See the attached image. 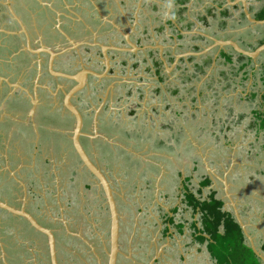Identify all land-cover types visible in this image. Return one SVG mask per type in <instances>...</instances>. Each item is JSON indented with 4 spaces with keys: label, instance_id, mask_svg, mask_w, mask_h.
<instances>
[{
    "label": "flooded vegetation",
    "instance_id": "flooded-vegetation-1",
    "mask_svg": "<svg viewBox=\"0 0 264 264\" xmlns=\"http://www.w3.org/2000/svg\"><path fill=\"white\" fill-rule=\"evenodd\" d=\"M108 1L116 2L115 0H106V2ZM198 1L167 0L166 3L164 0H154L153 9L157 14L153 17L148 16L147 20L153 25L159 24L156 28L143 26V29L137 25V29L133 30L134 14L126 12L128 10L127 1L119 0L120 5H107L111 7H107L108 13L111 14L110 17L103 16L101 9L98 10L100 23L106 25L105 30L110 29V32L101 34L104 32L102 29L104 26L101 29L96 28L97 32L93 30V11H89V9L88 12L82 11L85 13L80 16L77 11L64 8V5H68L69 1L58 0L61 6L54 9L51 3L54 4L55 0H0V8H3L0 9V18L2 19L0 22V201L14 207L19 212L29 213L37 222L34 223L22 214L0 206V228L7 232L6 236L0 237V264H168L167 259L172 256L168 252L170 250L175 255L172 257L184 261L188 258L186 253L189 249H186L187 247H192L190 249L192 256L196 255L194 253L196 250L199 253L200 207L194 208L189 205L186 195L191 192L200 200V183L205 175L215 177V181L212 180L213 184L219 185L220 181L224 187L225 184L221 179L227 178L234 185V173L229 179L228 162L225 165L219 164L214 167V175L210 174L208 168L202 163V167L195 166L193 171L198 172L199 169L203 171L196 174L199 181L197 184H191L193 187H189L188 184V176L191 180L193 175L187 174L184 177L183 172L178 170L181 177L180 179L178 176L180 179L178 189L183 191L181 201L172 207V214L165 215L164 227L160 233L152 232L149 227L145 228V232L150 237L148 243H146L147 236L143 241L140 239V225L135 226L137 221H131L129 214L121 211L120 205L123 196L114 185V180L118 182L116 177H113V172L108 170L117 164L114 159L111 160L114 158L112 154L116 153L118 157L119 154L127 155L129 153L131 165L141 163L144 173L148 170L159 172L162 169L158 162L142 161L144 159L134 156L132 149L128 148L129 143L122 140L123 132L130 130L126 126L121 109L118 108L120 111H117V103L121 98L124 100L128 96L140 94L134 92L148 90L151 79L146 75L154 74V66L157 68L158 75L156 82L160 84L157 89H160L161 92L163 87L161 84H164L166 89H171L168 86L170 82H174L167 81L166 78L164 80L163 76L167 75L169 78V75H176L177 78H180V72H186L184 65L187 57H196L195 61L200 62L202 57L212 55V63L207 69L208 73L209 69L213 67L215 54L219 53L216 65L219 60H223V51L233 56L236 55L237 59L239 55H243L231 46L223 48L218 46L208 53L200 55V51L204 47L213 43L204 36V39L200 40H206L204 41L205 45L188 49V52L199 53L197 55L178 58V55L185 54L186 51L178 53L174 52L172 48L166 54L164 49L161 51L158 46L162 43H156L158 35L155 29H158L162 22L168 20L167 23L170 22L172 26H176V41L179 45L182 41L185 44L188 40L196 42L198 40L193 39L199 34L186 35L184 33L188 31L185 21L191 15L198 14L197 18L200 19V23H203L201 20L207 16L210 21V25L207 27H211L212 29H210L213 31V27L219 21L218 17L209 14V10L212 6L217 10L215 5L218 2L220 11L217 13L215 10L214 13L221 18V12L227 10L230 15L224 18L226 27L221 29L222 26L219 22L217 30L227 31L228 24L237 18L236 10L240 8V21L245 19L247 25L252 28L256 27L259 30L256 35L260 36V39L257 37L255 46L242 44V47L256 49L264 43V24H253L249 21L242 3L233 6L229 4L228 0H222V2L216 0L214 3L209 1L205 7L203 5L201 10L196 12V6L200 4ZM88 2V6L92 9L93 2L91 0ZM157 2L167 4L166 8H163L174 17L170 16L169 18L166 13L165 19H162L163 12H158L160 5ZM200 2L203 4V0ZM247 2L252 16L259 19L258 12L263 6L255 9L251 6V0H247ZM9 6H12L25 23L27 33L12 15ZM235 6L238 7L235 8ZM192 7L194 8L192 9ZM190 10L195 11L190 13ZM41 20L44 22L46 30L43 33L38 31ZM159 33L161 32L159 31ZM125 34H128L131 41L139 48L135 50L128 43ZM262 40L263 42H261ZM104 46H107L106 54ZM114 46L116 49L113 48ZM151 51L158 53L156 60L152 61V65L149 62L151 61L150 56L147 57ZM145 53L147 54L144 57ZM263 55L264 52L257 60L252 59V63L257 61L261 64L260 71L264 79ZM157 62L162 63L160 68ZM225 64L230 65V63ZM139 66L141 67L139 68ZM168 66L172 69L171 71ZM167 69L168 71H166ZM182 78L184 81L185 78ZM176 88H179L180 91L183 89L180 85H176ZM157 89L155 90L158 91ZM213 91L215 93L214 89ZM219 92H221L220 89ZM261 92L262 94H260ZM261 92H256L255 95L251 93L248 102L255 101L259 105L256 104L255 107L252 105V108L264 112L261 108V106L264 107V91ZM145 93L146 91L140 94L141 98ZM258 97H260V102H258ZM5 103L6 106L3 108ZM202 108L200 107V110ZM133 110L136 111L135 118L140 117L141 111L138 108ZM152 110L156 112L158 108ZM106 111H108L107 115L104 114ZM254 111L246 115L247 111L236 114L230 109L229 116L232 120L230 117L224 120L222 118V128L229 130L230 122L233 125L241 114L246 113L240 126H247L248 131L255 119L258 125L260 122ZM77 112L82 115L83 120L81 130L83 134L79 137L80 142L94 165L107 175V179H110L115 190L114 197L119 214L118 248L115 258L112 254L113 220L106 191L99 184L94 173L83 164L81 155L74 145ZM226 115L228 113H224L223 116ZM152 119L154 118L152 117ZM153 127L154 124H152ZM174 129L176 132L179 131ZM150 133H152V137L155 134L156 137L162 138L160 132L149 130L147 136ZM249 134L251 133L249 132ZM133 138L138 139L139 137L134 136ZM260 142L264 148V137H260L258 134L250 146L254 147ZM46 145L54 146V151L58 150L59 154L47 149ZM187 146H192L189 149H196L191 143H187ZM61 150H63L62 154H60ZM198 155H196V163L200 161ZM216 155L218 158L220 157L219 154L216 153ZM59 159L62 160V163ZM214 162L215 160L212 161V163ZM213 184L208 187H212ZM212 188L217 190L216 197L225 202V199L218 196L220 189ZM87 190H90V197L93 195L95 202L88 199ZM207 194L204 193V197ZM247 198L251 200L240 203L242 208L239 212L251 232L249 217L255 214L256 209L264 215V211L262 212L264 205L261 204L264 202H257L251 197ZM74 199L79 200L76 205L78 210L76 209L77 211L72 213L69 206H75ZM156 203L158 202L154 196L150 205L146 209L142 207V210H146V213L149 211L151 214ZM181 203L185 210L181 216H176L177 212L183 208L180 206ZM225 207L226 203L223 208L227 210ZM242 209L248 211L250 215L248 217L242 215ZM229 211L240 224L235 210L230 208ZM186 212L191 214L190 217L183 216ZM99 213L102 216H97ZM255 217L257 218L259 215ZM180 225H183L182 228ZM186 226L189 228H187L189 233L187 235ZM241 228L244 232L242 226ZM183 236L186 237L187 244L184 248H179L181 244L178 240ZM159 237L165 240L163 249L161 247L162 240L160 241ZM260 238L259 241L256 239L254 241L258 249L264 253V234ZM246 244L249 246L251 244L247 237ZM213 259L215 264H220L216 258ZM258 259L260 258L258 257ZM260 261L264 264L261 259Z\"/></svg>",
    "mask_w": 264,
    "mask_h": 264
},
{
    "label": "rangeland",
    "instance_id": "rangeland-1",
    "mask_svg": "<svg viewBox=\"0 0 264 264\" xmlns=\"http://www.w3.org/2000/svg\"><path fill=\"white\" fill-rule=\"evenodd\" d=\"M65 1H69V3L68 5H64V8L71 9L74 12L77 11L80 16H82V13H85L82 11L88 12V9L89 11L92 10L93 30L95 31L96 28L101 29V27L104 26V24H101L99 21L100 13L98 10L101 9L103 16L108 15L110 17L111 14L107 11V7L110 6L107 5L111 4L112 6H114L119 0H115L116 2L112 3L111 1L106 2V0H91L93 2L92 9L88 6L89 0ZM164 1L167 3V0ZM209 1L214 3V1L216 0H203V4L200 2L199 6H196V12L200 11L203 5L205 7L209 3ZM251 1V6L255 9L260 8L264 5V0ZM152 3L153 2H149L143 5L147 10L146 12L144 11V14H142L144 18L142 19L141 24L146 22L148 16L153 17L157 14L155 9H153ZM51 4L53 5L54 9L61 6L58 0H55V3ZM86 4L87 6H85ZM0 9L2 10L3 8L1 7ZM236 11L237 18L236 20H231L230 23L232 27L231 29L228 28V30H231V33L234 34H241L245 40H252L254 42V39L260 37L259 35H256L257 31L259 30H257L256 27L252 28L251 26L247 25L245 19L240 21L241 10L239 8ZM158 12H163L164 14L162 16V19H165L166 10L159 6ZM1 21L2 19L0 18V22ZM157 24L159 23H156L155 28ZM215 26H217V24ZM105 28L106 25L104 26V28H102L104 29V32H102L101 34L110 32V29L105 30ZM214 29L217 30V28L215 27ZM155 30L156 34L158 35V39L164 41L165 33H159L158 29ZM38 31L40 33L46 31L45 24L42 20L41 26ZM253 45L255 46V42ZM262 58L264 59V55L262 56ZM140 67L141 66H139V68ZM185 75L181 76L180 78H177V76L174 79L171 78L173 79L171 81H174L170 82L168 86L171 87V89H166L164 84H161L163 87L161 92L159 91L158 93V91H156L155 89H157L160 84L154 81V84L152 83L153 85L151 84L148 90L145 89L146 93L143 98H141L140 94L144 93L145 91L134 92L140 94L128 96L124 100H121V98V101L119 100L117 103V111L119 112L121 109V111L123 112V119L125 120L126 126H128V129L130 130L129 132H134L132 136L126 135V132H123L122 140L124 139L126 143H129L128 148L136 152L133 153L135 157L144 159L142 161L146 160L153 161L155 163L158 162L159 165L162 167L161 171L159 172H155L154 170H148L146 173H144V167L141 166V163H139L138 165H131L132 161L129 159L131 157L129 153H127V155L125 153L119 154V157L116 153L112 154L114 158H111V160L114 159L117 164L113 165L111 169H108L109 172H113V177H116L118 182L114 180V185L118 189V192L123 196L120 205L121 211H124L125 213L129 214V218L131 221H137L135 226L140 225V239L143 241L145 236L148 237L146 239V243L149 242L150 237L145 232V228L149 227L152 229V232L160 233L162 227H164L163 222L165 220V215L170 213L172 214V207H174L175 204L181 201L183 191L182 189H178L179 180L181 179L178 170L183 172L184 177L187 174L193 175V179L191 178L192 181L188 179L189 187H193V185L191 184H197L199 181V178L196 177V174L201 173L203 171H200V169L198 172L193 171L195 166L200 167L201 163L202 165L207 166L203 163H205V161H208L209 165L214 168L217 167L219 164L225 165L228 162L227 168L229 169V179L234 173V185H232V181L227 180V178L221 180L224 182V184L225 181L228 183L229 195L236 202L239 210L242 208L240 206V203H243V201L245 202L251 200L247 197H251L257 202H264V148L263 146H261V142L257 143L254 147L250 146V143L255 140V133L252 132V136H250L249 133L243 134L240 132V130H238L239 128H237V126L236 129L234 128L235 130L229 132L230 138L228 140L224 138V130H226L227 128L223 129L221 124L223 123V120L225 118H231V116H229V113L231 104L234 103L232 101L231 96H223L222 98V96H220V93L215 94L212 89L206 90V99H204L201 104H196V107L191 110L190 104L192 102L193 96L195 95V91L191 90V87L193 86L192 84L188 83L187 81H183L182 77L185 78ZM213 80L214 84L211 88L216 89L217 87L219 89L221 86L217 85L216 79ZM176 85H180L183 88L181 91L178 92V94L174 93ZM194 85H196V83H194ZM257 91H264V87L261 88V90L257 88ZM257 99L258 102H260V97H258ZM184 104H188V106H185ZM245 104L248 105L246 106L245 110L249 114L251 113L250 110L252 109V105L255 107L257 103L255 101H251L250 103L247 101L245 102ZM5 106L6 103L3 105V108ZM200 106L203 107L201 110ZM242 107L243 106H240V108ZM118 108L120 109L118 110ZM136 108L141 111L140 117L138 118H135L136 115L130 114V111ZM153 108H158V110L154 112L152 110ZM261 108H263L264 110L263 106H261ZM224 113H228V115L223 116ZM104 114L107 115L108 111H106ZM152 117L154 119H152ZM222 118L223 120H221ZM152 124H154L153 128ZM171 128H176L177 130L182 129L181 131L183 132V143H181L180 146H177L176 149H170L168 147H159L154 142V138H157L155 134H153V137L147 136L149 130H153V132H160L162 138H167L172 134L171 131H175V129L173 130ZM262 131L263 132L260 133V137L261 135L264 136V130ZM169 132H171V134ZM134 136L139 138H133ZM174 141L175 139H173V142ZM187 143L193 144L196 149L186 148ZM243 145L244 148H242ZM46 148L51 149L52 152L54 151V146L46 145ZM54 152L56 154H59L58 150H55ZM62 152L63 150H61L60 154H62ZM216 153L220 155L219 158L217 157ZM197 154H199L198 156H200V161L198 163H196ZM66 159L67 157L65 156V160ZM59 160L60 162L62 161L61 159ZM213 160H215L214 163H212ZM178 176L180 177V179ZM253 176H255V178H252ZM201 179L202 178L200 176V180ZM211 184H213L212 181ZM211 184L209 186H211ZM218 184L219 185L214 183L212 187H218L220 189L221 194L219 193L218 196L225 199V208L228 210L230 208H233L229 196L225 191L226 186L224 185L223 187V184L220 181L218 182ZM180 187L182 188V186ZM212 187L204 188V193L207 194L208 190H210V188ZM86 192L89 193L88 199L90 201L95 202V199H93V195L90 197V190H87ZM153 194L155 196V200L158 203L153 206V211L151 214L149 211L148 213H146V210H142V207L146 209L147 206L150 205V202L154 200ZM136 200H138V202H136ZM74 202V207L69 206L70 209H72V213L78 210L76 205L79 200L76 201V199H74ZM261 204L264 205V203ZM180 206L183 207L182 203L180 204ZM260 207L262 208L263 206ZM184 210L185 207L181 208V210L177 212L176 216H181ZM184 215L190 217L191 214L189 212H186L183 214V216ZM97 216L102 215L99 213L97 214ZM260 216L261 214H259V217ZM252 223V226H250L251 229H253L252 233L254 235H252L257 241H259L261 239L260 236L264 234V218L263 223L260 219H256L255 222H253L252 220ZM253 225H255L256 229L253 227ZM187 228L188 227L186 226V235L189 234L187 232ZM260 228L261 230L258 231ZM6 235V230L0 228V237ZM158 236L159 235L157 234V238ZM159 238L160 241L162 240L161 247L163 249V247H165V240L162 237ZM178 241L181 244L179 248H184V246L187 244L185 236L180 237ZM204 248L205 245L201 247V250ZM186 249H189V251L188 253H186L188 258L185 261L172 257L175 255L174 252L170 250L168 252L172 256H169V259H167V263L208 264L207 261L203 258V255L201 254L200 250L199 253L196 250L194 252L196 255L192 256V253H190V249H192V247L189 246ZM215 254L217 255V253ZM229 257L231 258V256L229 255L228 258H225L224 260L227 262ZM229 262L231 261L229 260ZM245 263L247 264L246 261Z\"/></svg>",
    "mask_w": 264,
    "mask_h": 264
},
{
    "label": "trees",
    "instance_id": "trees-1",
    "mask_svg": "<svg viewBox=\"0 0 264 264\" xmlns=\"http://www.w3.org/2000/svg\"><path fill=\"white\" fill-rule=\"evenodd\" d=\"M238 6H235L237 8ZM184 10V9H183ZM216 10L215 7H211L209 10V14H212L213 17H217V14L214 13ZM230 14H228L227 10H224L221 12V17L225 18L228 17ZM259 19H264V5L261 8V10L258 12ZM205 25H210V21L208 20V17L205 16L201 20ZM220 24L222 26L221 29H224L226 27V22L224 19L220 20ZM164 25L159 26L158 30L160 32H163ZM200 39H204L203 36H200ZM263 42V40L261 41ZM260 42V43H261ZM222 58L225 60V63H234V56L231 54H227L225 51L222 52ZM196 57H190L189 61H195ZM237 62H239V70L234 71V75H237L240 73V71L244 68H246L248 65L252 63V59L245 57L244 55H239ZM194 71H189L188 74L185 77L184 81H187L190 84H193L196 79H201L202 76H204L207 73L208 67L212 63V55H206L201 58L200 62L195 61L194 62ZM161 62H157L158 67H161ZM221 75H224V80H228V75H225L223 72ZM162 78H167L166 76H163ZM248 76L244 77L242 79V82L247 80ZM264 81V79H263ZM232 82H230L231 84ZM214 84L213 77L210 76L209 79L206 80L204 83V87H208V89H214L215 93L219 92L218 88H211ZM244 84V83H243ZM230 86V85H229ZM228 85L223 87L222 91H226L229 87ZM204 89V88H203ZM203 89L201 93L203 94ZM158 92L160 89H157ZM191 90L196 91V86L193 84L191 87ZM180 91L179 88H176L174 90V93L178 94ZM255 95V94H254ZM264 97V95H263ZM197 96L194 97V100H196ZM255 109H253L254 111ZM136 113L135 110L131 111V114ZM255 116L260 119L259 125L256 123V119L252 122L250 125V128H256L258 130H264V112L260 110L254 111ZM246 117L245 114H241L238 118V120H235L233 124L238 125L241 124V121ZM233 129V126L229 128V130ZM173 129V128H171ZM182 129H179V131H172V134L168 136L167 138H156L154 142L159 147H168L170 149H176L177 146H180L183 141L182 136ZM134 132H126L127 135H131ZM259 134V133H257ZM227 135V134H225ZM152 137V133L149 135ZM227 137V136H226ZM173 139L175 141L173 142ZM187 146V145H186ZM186 148H192L186 147ZM146 173V172H145ZM189 179V176H188ZM211 178L208 175L204 176V179L200 183V200L195 197L193 193H189L186 195V199L189 205L193 206L194 208L200 207V244H207L208 251L212 254L213 258H216L220 264H262L260 259H258L257 255L253 251V249L246 244V237L245 234L240 226V224L235 220L233 214L229 210H225L223 207L225 205L224 200L218 199L216 196L217 190L211 188L209 190V193L204 197V191L203 188H206V186H209L211 184ZM181 228L183 225H180ZM194 228H196V225H194ZM205 233V234H203ZM217 253V255L215 254ZM227 262L224 260L225 258H228ZM220 257V258H219ZM229 260L231 262H229Z\"/></svg>",
    "mask_w": 264,
    "mask_h": 264
},
{
    "label": "crops",
    "instance_id": "crops-1",
    "mask_svg": "<svg viewBox=\"0 0 264 264\" xmlns=\"http://www.w3.org/2000/svg\"><path fill=\"white\" fill-rule=\"evenodd\" d=\"M126 1H127V6L126 7H128V10H129V11L126 10V12L128 14H129V12L133 13L134 14V18H135L134 24L132 25V29L133 30L134 29L135 30L137 29L136 28L137 25L138 26H141L142 27L141 29H143V26H148L147 28H149L150 26L153 27V28H155L154 26L156 24H154V25L151 24L149 20H146L145 23L141 24V21L144 18L142 16V14H144V11L146 12V10H147L143 5L144 4H147L149 2H153L154 3V0H138V1L137 0H126ZM136 1H137V3H136ZM122 2H124V0H122ZM220 2H222V1H220ZM157 3H159L160 7L166 8V5L167 4H165L163 2H157ZM198 3H200V0L198 1ZM116 4L120 5L119 1H117ZM215 6L217 7L216 12L219 13V11H220L219 3L217 2V4ZM193 8L194 7H192V9ZM194 11L195 10H190V13L191 12H194ZM126 12H125V15H126ZM166 13H167V15H169V12L168 11ZM163 14H162V16H163ZM170 16H171V18L174 17L173 14L172 15H169V18H170ZM197 16H198V14L191 15L190 18H188L185 21L186 22V30H188V31L187 32H184V33L186 35H188V34H195V33L199 34V36H195L194 39H193V40H198V41L194 42V41H189L188 40L186 44H185L184 41H182L180 43V45H179L177 43V41H176V35H177L176 30H175L176 26H172L170 24V22L167 23L168 22V20H167L166 22H162L161 23V25H164V27H163V29H164L163 33H165V39H164V41H161V39H158V41H156V43L158 44V42H161L164 45V52L166 54H168L170 52L169 49H171V48H172V50L174 52L177 51L178 53H180V52H185L186 51L185 54H187L188 51H189L188 50L189 48L192 49V48H194V46H198L199 47L200 45H205V42L204 41H206V40H204V41L200 40V32H199L200 31V28H202V30L204 32H206V33H208L210 35L218 36L220 38H227V39L230 38V39H234V40L238 41L241 45L242 44L243 45L244 44L252 45V44H254V42L256 43V40L258 39V38L257 39H254V42L252 40H245L244 38H242L243 36L241 34L238 35V33L237 34L231 33L232 32L231 30L222 31V32L220 30H215L214 27L217 28V26H214L213 27V31H212L210 28L207 27V25H205L204 23H200V19H198ZM217 17H218L217 18L218 21L220 22V20H222L221 19L222 17L221 18L219 16H217ZM236 17H237V15H236ZM123 20L125 21V19H123ZM235 20H236V18H235ZM219 22H217V23L219 24ZM119 23H122V22H119ZM212 25H214V24L212 23ZM128 26H130V25H128ZM231 27H232L231 23L228 24V28L231 29ZM220 35L221 36L222 35H225V36L224 37H221ZM173 37L175 38V40H174ZM259 39H260V37H259ZM194 44H199V45H194ZM146 54L147 53L144 54V57H145ZM157 54H158L157 51H151L149 53V55L147 54V57L150 56V58H151V61H149L151 63V65H152V61H155L156 60ZM236 57L237 56L235 55L234 56V63L232 65H226L224 59L223 60L222 59L219 60L218 64L217 65L215 64L213 67H211L209 69V73H207L206 75L203 76L202 80L201 79H199V80L196 79L194 81V83H196V85H195L196 86V91H195V95L192 98V102L190 104V107H191L190 109L191 110H193L194 107H196V104H198V103L201 104V102L204 101V99H206L205 91L206 90H209V89H208V87H204L203 84L205 83V81L211 75L213 77V79H216L217 85L218 86H221L219 88L220 91H221V92H219L220 93V96H222V98H223V96H231L232 101L234 103L231 104V108L230 109H232L233 111H235L236 114L244 113L246 111L245 108L248 105L245 104V102H247L248 99H250L249 97H250L251 93H254L255 94L256 92H259V91H257V88L261 90V88L264 87L263 76H262L261 71H260L261 64L256 61V62L248 65L246 68L242 69L239 74L234 75V71L237 70V69L239 70V66H240L239 65V62H237V58ZM194 64L195 63L193 61H189V57H187L186 64L184 65L185 71H186L184 73L186 75L188 74L189 71H194ZM221 69H223V70H221ZM153 70H154V74L153 73H151V74L148 73L149 75L148 74L147 75L145 74L146 76H149L148 77L149 79H151V82H150L151 84L152 83L154 84V81L156 82L157 79H158L156 66H154V69ZM166 71H168V69ZM222 72L225 75H228L227 76L228 77V80H224V77H225L224 75L223 76H220ZM184 73L180 72V76H184L185 75ZM246 76H248L247 80H245L244 82H242V79L244 77H246ZM166 77H167V75H166ZM171 78H173V79L176 78V75H169V78H166V79H167V81H169V80L171 81V80H173ZM200 80H201V82H200ZM230 82H232V83L230 84ZM227 85L228 86L230 85L228 87V89L226 91H222L223 87H225ZM259 85L260 86H263V87H260ZM254 88H255V90H254ZM202 89H203V94L201 93ZM260 94H262V92ZM196 96H197V98H196V100H194V97H196ZM184 105L185 106H188V104H184ZM240 106H243V107L240 108ZM250 111L252 112L253 111V108ZM246 113H248V112H246ZM249 114H246V115H249ZM231 123L232 122H230V125L233 126V129L231 128V130H228V129L225 130V134H227V135H225L224 138L226 140H228L230 138L229 132L232 131V130H235L236 129V126H237V128H239L238 130H240V132L243 133V134H247V133L250 132L251 133L250 136H252V131H254V133H256L255 134V139H256V136L258 135L257 133H259V136H260V133L263 132L262 130H258L256 128L255 129L254 128H250L247 131V129H246L247 126H244V125L240 126V124H238V125L233 124L232 125ZM171 132H169V133H171ZM222 134H223V132H222ZM261 137H264V136L261 135ZM261 146H263V144H261ZM256 210L257 211L255 212V214L254 215L252 214L249 217L250 218V224H249L250 226H252V224H253L252 223V220H253V222H255L256 219H260L261 222L263 223V216H264L263 213L259 212L258 209H256ZM263 211L264 210H262V212ZM258 213H260L261 216L256 218L255 216L256 215H259ZM242 215H244L245 217H248V215H250V214H249L248 211H245L244 209H242ZM253 227L255 228V225H253ZM260 230H261V228L258 231H260ZM252 231H253V229H251V232H250L251 234H253ZM254 240H255V237H254ZM204 245H205V248L201 250V247L204 246ZM204 245L203 244H200V252L203 255V258L207 261L208 264H215V261L212 258V254L208 251L207 245L206 244H204Z\"/></svg>",
    "mask_w": 264,
    "mask_h": 264
},
{
    "label": "water",
    "instance_id": "water-1",
    "mask_svg": "<svg viewBox=\"0 0 264 264\" xmlns=\"http://www.w3.org/2000/svg\"><path fill=\"white\" fill-rule=\"evenodd\" d=\"M230 5H236L238 3H242L243 8H244V12L246 13V16L248 18L249 21H251L253 24H264V19L259 20L256 19L255 17L252 16V14L250 13L249 9H248V2L247 0H228ZM9 9L12 13V15L18 20V22L20 23V26H22V29L25 31V33H27V29H26V25L25 23L22 21V19L17 15V13L14 11V9L12 8V6H9ZM200 35L206 37L208 40L212 41L213 43L211 45H207L206 47H204L203 50L200 51V55H204L206 53H208L209 51H211V49L215 48V47H220L223 48L225 46H231L233 47L237 52H239L240 54H243L245 56L250 57L253 60H257L258 57L262 54V52H264V43L261 44L260 46H258L256 49H246L244 47H242V45L234 40V39H220L217 36L214 35H210L202 30L199 31ZM128 43L133 46L136 50V48H139L138 46H136L131 39L129 38L128 34H125ZM159 48L161 49V51L164 49V46L162 44H158ZM113 48L116 49V47L114 46ZM125 49V48H122ZM107 51V46H104V52L106 54ZM197 55L199 53H194V52H188L187 54H181L178 55V58L182 57V56H188V55ZM218 54H215L214 57V62H213V66L216 64V59L218 57ZM164 59V58H163ZM165 62V61H164ZM166 63V62H165ZM169 71H171L172 69L168 66ZM209 73V72H208ZM207 77V76H206ZM82 124H83V120H82V115L80 113L77 112V124L74 130L75 133V139H74V145L77 149V151L79 152V154L81 155V159L83 161V164L86 165L93 173L94 175L98 178V182L100 185H102L106 191V196L109 200V205H110V213L112 215V243H113V258L116 257V253H117V248H118V231H119V214H118V208H117V202L115 200L114 197V189L112 187V182L110 181V179H107V175L99 168H97L94 163L91 161V159L89 158V156L87 155V153L85 152L82 143L80 142V135L83 134L82 130ZM134 153H136L133 150ZM205 164L207 165L206 167L208 168L210 174L214 175V168H212L208 161H205ZM211 179L213 181H215V177L211 176ZM225 186H226V192L227 195L229 196V199L231 201V204L233 205L232 207L235 210L237 219L240 222V225L243 227L244 229V233L246 235V237L250 240L251 244L250 247L253 249V251L256 253V255L264 262V253H262L255 241H254V237L252 234H250L247 225L243 222L242 218H241V214L239 212L238 206L236 204V202L233 200V198L229 195L228 192V183L225 181ZM0 206L7 208L15 213H20L26 217H28L30 220H32L34 223H37L36 220L32 217V215H30L29 213L22 211L19 212V210H16L14 207L9 206L6 203H3L0 201ZM42 228V227H41ZM154 260V259H153Z\"/></svg>",
    "mask_w": 264,
    "mask_h": 264
}]
</instances>
